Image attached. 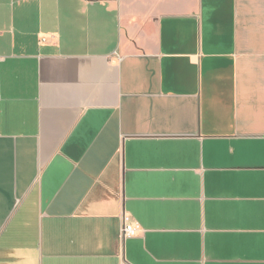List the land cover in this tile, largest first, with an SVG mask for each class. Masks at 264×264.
<instances>
[{
    "label": "crops",
    "instance_id": "1",
    "mask_svg": "<svg viewBox=\"0 0 264 264\" xmlns=\"http://www.w3.org/2000/svg\"><path fill=\"white\" fill-rule=\"evenodd\" d=\"M0 264H264V0H0Z\"/></svg>",
    "mask_w": 264,
    "mask_h": 264
},
{
    "label": "built area",
    "instance_id": "2",
    "mask_svg": "<svg viewBox=\"0 0 264 264\" xmlns=\"http://www.w3.org/2000/svg\"><path fill=\"white\" fill-rule=\"evenodd\" d=\"M141 230L142 227L138 222H131L128 216L125 217V224L122 230V236L124 238L136 236Z\"/></svg>",
    "mask_w": 264,
    "mask_h": 264
}]
</instances>
